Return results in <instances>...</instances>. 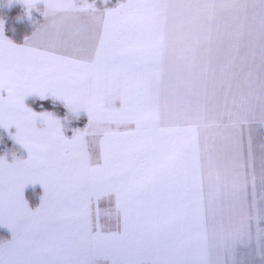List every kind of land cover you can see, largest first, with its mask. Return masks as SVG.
Instances as JSON below:
<instances>
[{"label": "snow or ice", "instance_id": "snow-or-ice-1", "mask_svg": "<svg viewBox=\"0 0 264 264\" xmlns=\"http://www.w3.org/2000/svg\"><path fill=\"white\" fill-rule=\"evenodd\" d=\"M44 2L24 46L0 20V126L28 151L0 157V264H235L238 244L264 260V0ZM33 93L87 126L69 139Z\"/></svg>", "mask_w": 264, "mask_h": 264}, {"label": "rangeland", "instance_id": "rangeland-1", "mask_svg": "<svg viewBox=\"0 0 264 264\" xmlns=\"http://www.w3.org/2000/svg\"><path fill=\"white\" fill-rule=\"evenodd\" d=\"M86 3H95L96 7L103 10L106 8H114L118 6L120 0H108L107 3H105V0H85ZM101 2V3H99ZM100 5H99V4ZM15 5H21L23 8L20 9V11L17 13L16 17L23 21H28L27 25H29L32 29L28 36H31L34 32L37 31L38 28H40L41 25H43L48 17L44 15L45 11L47 10L46 4L44 0H40V3H38L32 10L31 14L29 15L28 9L25 4L21 3L20 0H12L10 3L9 0H0V8L6 6L9 8L15 6ZM5 8V7H4ZM1 15V14H0ZM0 20H3L4 22V30H5V19L0 16ZM32 99V98H31ZM31 99H27L26 106L31 107L32 109L38 110H44L47 112L53 113L58 119L61 120L63 124V131L64 134L70 139L75 135V130L77 129H84L88 121L85 118L86 115L82 112L78 114V116L74 113H71L67 106L63 105V103L58 104L55 102H45L42 103V101L38 100L37 105L38 108L33 107L30 101ZM42 104L44 105H50L53 107H60L62 108V111H57L50 108H42ZM117 106H119V102H117ZM40 123L39 121L37 122ZM258 127H256V126ZM261 124L259 122L253 123L250 128V132L252 135V138H254L257 134H259L261 130ZM264 129V125H263ZM17 129L15 126H12L11 128H4L3 126H0V156H3L9 163L14 162L18 159H26L28 157V151L26 148H24L21 144H19L15 139L14 136L16 134ZM249 132V128L245 126V137H247V134ZM92 155L94 160L98 158L99 152L98 148L96 146V141L93 140L92 142ZM251 191V190H250ZM24 199L27 201L28 206L32 209H36L39 207V205L42 202V197L44 195V188L43 185L40 183L36 184H28L24 188ZM264 198V189L261 188L259 181H257V186L255 189V200L257 204L260 203L261 199ZM102 207H107V204L102 205ZM107 227H114L113 222L108 221L107 219L104 221ZM13 233L12 230L6 226L0 225V242H7L12 239ZM231 257H228V264H231ZM99 264H110L109 261H101ZM235 264H264V260L259 259V257H255L254 251L246 247L245 245L238 244L235 249Z\"/></svg>", "mask_w": 264, "mask_h": 264}, {"label": "trees", "instance_id": "trees-1", "mask_svg": "<svg viewBox=\"0 0 264 264\" xmlns=\"http://www.w3.org/2000/svg\"><path fill=\"white\" fill-rule=\"evenodd\" d=\"M4 7L0 8V14H1L0 16H2L5 19V34L14 41L23 42L27 37H29L28 35L32 29L29 25H27L28 21L25 22V21L20 20L19 18L16 17L17 13L23 7L21 5H15L9 9L6 6H4ZM31 100H32V101H30L31 105L33 107L39 109L40 105L38 104V102H36L38 100L33 99V98ZM40 101H42V103L53 102L49 99H44V100H40ZM58 104H61V103L58 102ZM37 105H39V106H37ZM50 105L42 104L41 109L42 108H50V109L56 108L55 110L64 112V111H62V108L53 107ZM262 132L264 135V129Z\"/></svg>", "mask_w": 264, "mask_h": 264}, {"label": "crops", "instance_id": "crops-1", "mask_svg": "<svg viewBox=\"0 0 264 264\" xmlns=\"http://www.w3.org/2000/svg\"><path fill=\"white\" fill-rule=\"evenodd\" d=\"M20 2H21V0H20ZM22 3V2H21ZM99 3H101V2H99ZM98 3V4H99ZM102 4V3H101ZM100 5V4H99ZM49 19V18H48ZM47 19V20H48ZM47 22V21H46ZM45 22V23H46ZM44 23V24H45ZM35 33V32H34ZM33 35V34H32ZM31 35V36H32ZM4 36L7 38V39H9V40H11L13 43H15V44H17L18 46H24L25 45V43H26V41L31 37V36H29V37H27L23 42H17V41H14V40H12L11 38H9L6 34H5V30H4ZM4 95H6L7 93H6V91L3 93ZM31 98H33V99H36V100H44V99H41L40 98V96H39V94H37V93H33V94H31V95H29V96H27V97H25V100H24V103H25V105H26V101H27V99H31ZM45 99H49V100H51V101H53V102H56V103H63V105H65L66 106V104L63 102V101H61V100H58V99H55L54 97H52L51 96V94H49L48 96H47V98H45ZM31 105V104H30ZM31 108V107H30ZM32 109V108H31ZM33 111H35V112H37L38 110H34V109H32ZM42 112H45L44 110H40L39 112H37V113H42ZM80 112H82V113H84L85 115H86V119H87V121L89 122V116H88V114H87V112L85 111V110H81ZM256 126V125H255ZM257 127V126H256ZM261 130L259 131L260 133L259 134H257L254 138H253V142H254V145L256 146V153H257V157H259V154H260V149H259V145L261 144V143H264V135H263V125H261ZM258 128V127H257ZM256 167H257V174H259V160L257 159V163H256Z\"/></svg>", "mask_w": 264, "mask_h": 264}, {"label": "clouds", "instance_id": "clouds-1", "mask_svg": "<svg viewBox=\"0 0 264 264\" xmlns=\"http://www.w3.org/2000/svg\"><path fill=\"white\" fill-rule=\"evenodd\" d=\"M0 157H2L6 162H8L3 156H0Z\"/></svg>", "mask_w": 264, "mask_h": 264}]
</instances>
